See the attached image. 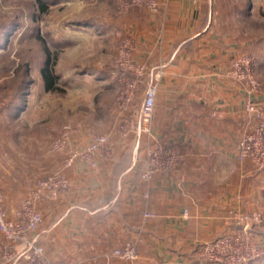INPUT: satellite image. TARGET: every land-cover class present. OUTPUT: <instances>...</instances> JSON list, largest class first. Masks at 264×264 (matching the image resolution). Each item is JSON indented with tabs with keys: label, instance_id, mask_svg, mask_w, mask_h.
<instances>
[{
	"label": "crops",
	"instance_id": "0c3cea01",
	"mask_svg": "<svg viewBox=\"0 0 264 264\" xmlns=\"http://www.w3.org/2000/svg\"><path fill=\"white\" fill-rule=\"evenodd\" d=\"M92 1L107 11L98 30L107 28L112 43L132 44L145 85L135 108H121L117 92L72 135L70 149L87 145L91 133L107 136L113 160H98L97 167L78 161L66 169L70 188L36 203L42 222L33 235L46 257L61 264H203L202 243L232 233L236 214L264 205V169L237 158L238 141L251 124L245 103L256 96L230 75L235 57L264 52V33L249 24L257 15L248 0H156V12L122 11V0ZM152 78L155 109L137 147L139 106ZM107 81L119 89L113 66ZM37 128L29 136L10 135L0 125V188L11 218L39 179L62 169L65 154L50 151L60 129ZM155 142L175 148L185 162L157 173L145 200L144 149ZM146 211L156 217L145 220ZM128 242L136 244V261L111 256ZM21 252L17 246L10 261L0 254V264H26Z\"/></svg>",
	"mask_w": 264,
	"mask_h": 264
},
{
	"label": "rangeland",
	"instance_id": "374dc122",
	"mask_svg": "<svg viewBox=\"0 0 264 264\" xmlns=\"http://www.w3.org/2000/svg\"><path fill=\"white\" fill-rule=\"evenodd\" d=\"M248 1L257 15L251 18L250 27L263 34L264 0ZM42 2L46 11H41L36 0H0V125L9 133L13 130L25 136L35 134L37 127L56 126L60 132L69 129L72 137L79 126L96 117L98 107L109 106V99L121 90L119 84V89L108 84L107 74L120 58L125 40L112 43L114 37L107 33L106 24L104 33L98 30L97 23H105L107 11L95 1ZM45 48L52 56L49 68L57 77L55 91L45 89L41 75ZM249 55L255 59L261 85L253 99L264 100V52ZM140 90L129 108L136 107ZM100 116L98 124L103 126L105 117ZM257 211L264 215V205Z\"/></svg>",
	"mask_w": 264,
	"mask_h": 264
},
{
	"label": "built area",
	"instance_id": "2783aa9c",
	"mask_svg": "<svg viewBox=\"0 0 264 264\" xmlns=\"http://www.w3.org/2000/svg\"><path fill=\"white\" fill-rule=\"evenodd\" d=\"M133 7H144L152 12L159 9L156 0H122V11ZM132 44L125 40L121 46L120 58L114 65L115 75L121 86L118 101L122 108L134 101L136 91L145 85V71L133 61ZM255 59L250 55H240L231 62L230 75L233 79L246 85L248 94L255 96L260 92L261 85L256 77ZM157 94V83L150 79L144 90L139 106L137 121V147L143 133H149V124L152 119ZM246 111L251 118L248 131L244 132L237 144V158L240 162H250L256 168H264V100L249 99ZM124 128V127H123ZM71 132L69 129L59 133L52 142V153H64L62 169L39 179L35 187L24 199L21 207L11 218L4 204V195L0 188V235L3 243L0 244V254L5 260L13 258L17 246L22 247L20 256L26 264H61L50 261L45 249L38 243L33 233L42 222V215L36 208V203L45 197L57 198L70 188V180L65 170L76 162H84L90 167H97L98 160L112 161L113 151L108 137L100 134H91L90 142L84 147L70 149ZM145 157L141 178L146 185L144 199L150 197L149 182L157 173L170 172L179 169L185 162V156L175 148L162 142H155L145 149ZM144 219L155 218L156 215L146 211ZM234 221L237 229L225 234L216 240L202 243L198 248V259L203 264H261L264 259V245L258 238L264 239V215L252 210L236 214ZM111 256L124 262H134L138 258L135 243L128 242L124 246L114 249Z\"/></svg>",
	"mask_w": 264,
	"mask_h": 264
},
{
	"label": "trees",
	"instance_id": "16d2710c",
	"mask_svg": "<svg viewBox=\"0 0 264 264\" xmlns=\"http://www.w3.org/2000/svg\"><path fill=\"white\" fill-rule=\"evenodd\" d=\"M36 2L39 8L41 9V11H46L47 6L42 2V0H36ZM44 51L46 54V59H45V64L41 69V75L44 80L45 89L48 91H53V90L55 91L57 90V88L55 87L57 77L53 74L52 71L53 68H49V64L51 62L52 56L47 48H45Z\"/></svg>",
	"mask_w": 264,
	"mask_h": 264
}]
</instances>
